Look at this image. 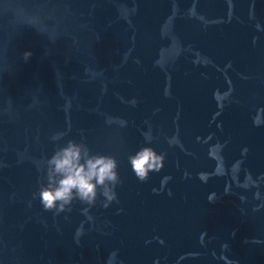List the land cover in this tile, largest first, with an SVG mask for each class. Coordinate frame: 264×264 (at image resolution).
Here are the masks:
<instances>
[{
	"label": "water",
	"instance_id": "obj_1",
	"mask_svg": "<svg viewBox=\"0 0 264 264\" xmlns=\"http://www.w3.org/2000/svg\"><path fill=\"white\" fill-rule=\"evenodd\" d=\"M57 133L107 208L32 199ZM0 264H264V0H0Z\"/></svg>",
	"mask_w": 264,
	"mask_h": 264
},
{
	"label": "clouds",
	"instance_id": "obj_2",
	"mask_svg": "<svg viewBox=\"0 0 264 264\" xmlns=\"http://www.w3.org/2000/svg\"><path fill=\"white\" fill-rule=\"evenodd\" d=\"M28 55L25 53V57ZM65 135L57 133L50 138L55 147L43 161L42 182L32 199L38 200L44 211L53 214L70 211L74 202L91 208L98 197L103 198V206L107 208L117 200L115 189L122 182L116 158L94 153L83 140L64 139ZM143 135L145 144H151V135ZM127 159L140 182H145L149 173L158 172L163 162V156L148 146L141 147Z\"/></svg>",
	"mask_w": 264,
	"mask_h": 264
}]
</instances>
